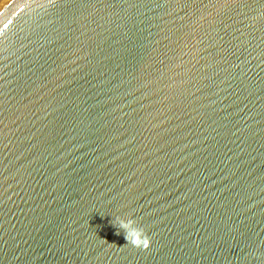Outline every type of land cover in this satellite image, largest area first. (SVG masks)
Here are the masks:
<instances>
[{
    "label": "water",
    "instance_id": "1",
    "mask_svg": "<svg viewBox=\"0 0 264 264\" xmlns=\"http://www.w3.org/2000/svg\"><path fill=\"white\" fill-rule=\"evenodd\" d=\"M0 264H264V0H0Z\"/></svg>",
    "mask_w": 264,
    "mask_h": 264
},
{
    "label": "clouds",
    "instance_id": "2",
    "mask_svg": "<svg viewBox=\"0 0 264 264\" xmlns=\"http://www.w3.org/2000/svg\"><path fill=\"white\" fill-rule=\"evenodd\" d=\"M120 226L121 228H125V229L127 228V225H125L124 223H121ZM133 242L135 243V240Z\"/></svg>",
    "mask_w": 264,
    "mask_h": 264
}]
</instances>
